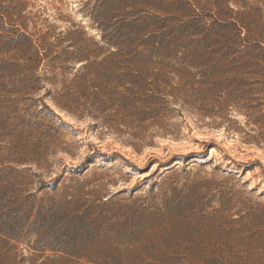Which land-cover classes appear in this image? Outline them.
Instances as JSON below:
<instances>
[{
  "label": "rangeland",
  "instance_id": "1",
  "mask_svg": "<svg viewBox=\"0 0 264 264\" xmlns=\"http://www.w3.org/2000/svg\"><path fill=\"white\" fill-rule=\"evenodd\" d=\"M0 264H264V0H0Z\"/></svg>",
  "mask_w": 264,
  "mask_h": 264
},
{
  "label": "trees",
  "instance_id": "2",
  "mask_svg": "<svg viewBox=\"0 0 264 264\" xmlns=\"http://www.w3.org/2000/svg\"><path fill=\"white\" fill-rule=\"evenodd\" d=\"M107 60H108V58L107 59H105L104 61H105V63H103V62H101L102 64H106L107 63ZM111 63H112V66H109L110 67V69H109V71H110V75H112V76H116L117 74H118V77L120 78V77H130V74H131V72L129 73V72H127L128 70H129V68L128 67H123V65H118V63H115V61L113 60V61H111Z\"/></svg>",
  "mask_w": 264,
  "mask_h": 264
}]
</instances>
